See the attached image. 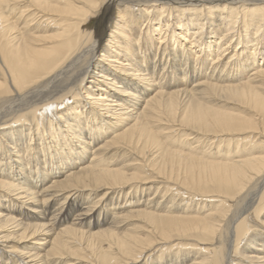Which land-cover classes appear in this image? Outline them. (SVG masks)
<instances>
[{"label":"bare ground","instance_id":"6f19581e","mask_svg":"<svg viewBox=\"0 0 264 264\" xmlns=\"http://www.w3.org/2000/svg\"><path fill=\"white\" fill-rule=\"evenodd\" d=\"M0 264H264V0H0Z\"/></svg>","mask_w":264,"mask_h":264},{"label":"rangeland","instance_id":"374dc122","mask_svg":"<svg viewBox=\"0 0 264 264\" xmlns=\"http://www.w3.org/2000/svg\"><path fill=\"white\" fill-rule=\"evenodd\" d=\"M237 111H240V109H237Z\"/></svg>","mask_w":264,"mask_h":264}]
</instances>
